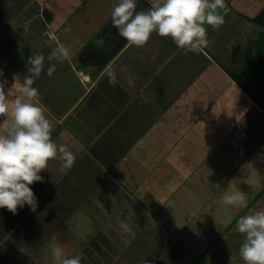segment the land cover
Masks as SVG:
<instances>
[{
    "label": "crops",
    "instance_id": "crops-1",
    "mask_svg": "<svg viewBox=\"0 0 264 264\" xmlns=\"http://www.w3.org/2000/svg\"><path fill=\"white\" fill-rule=\"evenodd\" d=\"M115 3L0 0L9 103L27 59L43 53L33 102L52 121V139L76 155L70 170L57 158L30 185L35 212L0 209V264H53L51 242L81 264H162L167 256L244 264L236 223L264 209V0H225V23L206 25L208 46L187 54L155 33L143 48L130 46L113 27ZM150 7L137 0V12ZM60 45L72 55L48 60ZM230 185L246 194L245 207L222 203ZM160 234L169 246L159 254Z\"/></svg>",
    "mask_w": 264,
    "mask_h": 264
},
{
    "label": "clouds",
    "instance_id": "clouds-1",
    "mask_svg": "<svg viewBox=\"0 0 264 264\" xmlns=\"http://www.w3.org/2000/svg\"><path fill=\"white\" fill-rule=\"evenodd\" d=\"M151 7L136 11L137 0H116L111 10L113 27L130 46L143 48L155 33L162 38H171L185 54L199 53L209 44L207 26L219 29L224 23L220 9L226 7L225 0H148ZM105 41H96L102 48ZM72 49L64 45L52 49L48 60L68 59ZM43 53H33L25 62L27 74L22 82L15 80L11 86L16 97L9 103L5 91L6 78L0 80V209L13 215L18 208L28 205L33 212L37 197L30 185L43 182L40 173L49 169L51 161L59 160L64 170L76 163V155L67 145L57 144L52 139L53 123L45 110L33 102L39 91L33 87L45 68ZM56 70L52 64L47 68L51 77ZM0 70V77H3ZM109 83L115 84L114 70L108 71ZM220 195L224 205L243 208L247 204L246 194L232 191L231 185ZM220 222L217 225H223ZM120 228L131 231L127 221H120ZM236 231L244 236L239 256L244 264H264V209L251 210L236 223ZM53 264H81V256H67L63 247L49 244Z\"/></svg>",
    "mask_w": 264,
    "mask_h": 264
},
{
    "label": "rangeland",
    "instance_id": "rangeland-1",
    "mask_svg": "<svg viewBox=\"0 0 264 264\" xmlns=\"http://www.w3.org/2000/svg\"><path fill=\"white\" fill-rule=\"evenodd\" d=\"M102 237L103 238H107V237H109V234L108 233H102ZM159 237H160V239H159V243H160V245L161 244H166L167 242H168V238L167 237H163L161 234L159 235ZM169 245L168 244H166L165 245V248L163 249V246H161L162 248H159V250H161L160 252H159V254L160 253H163L165 250H167ZM105 247H107V249H108V247H109V243L108 244H106V246ZM89 252V250H85V253H84V255H86L87 253ZM170 252L171 253H173V250H170ZM171 258V256H167V257H162V264L164 263V264H173L174 263V260H172V259H170ZM157 257L155 256L154 258H153V261L155 262V261H157ZM158 260H160V259H158ZM187 264H188V262H187Z\"/></svg>",
    "mask_w": 264,
    "mask_h": 264
},
{
    "label": "trees",
    "instance_id": "trees-1",
    "mask_svg": "<svg viewBox=\"0 0 264 264\" xmlns=\"http://www.w3.org/2000/svg\"><path fill=\"white\" fill-rule=\"evenodd\" d=\"M258 18L261 20V22L264 24V8L260 11L258 14Z\"/></svg>",
    "mask_w": 264,
    "mask_h": 264
},
{
    "label": "built area",
    "instance_id": "built-area-1",
    "mask_svg": "<svg viewBox=\"0 0 264 264\" xmlns=\"http://www.w3.org/2000/svg\"><path fill=\"white\" fill-rule=\"evenodd\" d=\"M82 78L86 81V80H90V76L89 74H83Z\"/></svg>",
    "mask_w": 264,
    "mask_h": 264
}]
</instances>
